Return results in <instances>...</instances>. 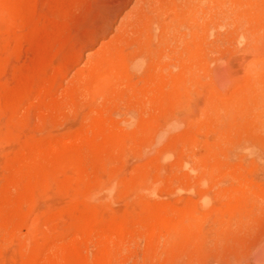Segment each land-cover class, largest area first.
I'll use <instances>...</instances> for the list:
<instances>
[{"label":"rangeland","instance_id":"1","mask_svg":"<svg viewBox=\"0 0 264 264\" xmlns=\"http://www.w3.org/2000/svg\"><path fill=\"white\" fill-rule=\"evenodd\" d=\"M121 1L0 0V264H264V0Z\"/></svg>","mask_w":264,"mask_h":264},{"label":"bare ground","instance_id":"2","mask_svg":"<svg viewBox=\"0 0 264 264\" xmlns=\"http://www.w3.org/2000/svg\"><path fill=\"white\" fill-rule=\"evenodd\" d=\"M120 1V0H119ZM131 1L132 0H122L121 2H119V3H116V6L115 7H112L113 9L110 11V10H108L109 12H107V13H109L110 14V12H111V14L109 15V14H107V16L109 15V17H108V22H107V26L105 27V29L103 28L102 30H101V34H102V36L101 37H103V36H105L109 31H110V29L113 27L112 26V23H113V21L117 18V17H119L120 15H122L123 14V11L130 5V3H131ZM137 2L139 1V0H136ZM143 0H140L139 2H142ZM164 1V0H163ZM138 2V4H139V7L138 6H136L137 7V9L138 10H136V7H132V10L131 11H129V12H127L126 14H125V16H124V18H122V19H125L126 18V21H129V20H131V18L133 17H135L134 19H132L131 20V22H133L134 21V25H139L140 23H141V19H143L142 17L143 16H141V14H144V13H147L148 14V11H145V9L147 8V9H149L148 7H146V5L144 4V3H146L147 4V0H145V1H143L142 3H139ZM195 2V1H194ZM199 2V1H198ZM211 2V1H210ZM160 3V2H159ZM158 3V4H159ZM162 3V2H161ZM118 4V5H117ZM138 4H136L135 3V5H138ZM151 4V3H150ZM149 3H148V5L147 6H149L150 5ZM198 4V3H197ZM207 4V3H206ZM206 4H204V5H206ZM211 5H212V3H210ZM115 5V4H114ZM195 5V4H194ZM203 5V6H204ZM111 6V5H110ZM208 6V5H207ZM146 7V8H145ZM149 7H151V9H152V5L151 6H149ZM104 8V7H103ZM135 10H134V9ZM159 8V7H158ZM167 8V7H166ZM131 9V8H130ZM168 9V8H167ZM102 11V10H101ZM136 11H138V12H136ZM159 12V11H158ZM166 12V11H165ZM102 13V12H101ZM105 13V12H104ZM139 14L140 13V15L138 16V17H136L137 16V14ZM196 12H194V14H195ZM136 14V15H135ZM147 14H146V18H147ZM152 14H156L155 12L154 13H152ZM160 14H162V11H161V13ZM207 14V16L209 15L208 13H206ZM205 14V15H206ZM159 15V14H158ZM170 16H172L171 14H169ZM198 15V14H197ZM145 16V15H144ZM165 16V15H164ZM192 16H194L195 18H194V23L195 24H197L196 25V27H197V29H192V30H190L189 29V35L190 36H195V35H199V34H197L198 33V27H200V26H202V22H204V20L202 19V20H200V18L198 17V16H195V15H192ZM191 16V17H192ZM206 16V17H207ZM160 17V16H159ZM156 18V20H158L157 22H156V24H155V26L157 25V26H160V31H159V33L158 32H155V30H157L158 31V29L155 27V26H152L151 24H152V22L155 20V17L152 15H148V21H147V23L146 24H144V26H142L141 27V29L144 27L145 29H144V31H145V33H144V35L146 34V36H149V38H151V40H155V37L154 36H157L158 35V37L160 36V33H162L161 35H163L164 37H166V39L167 38H169L170 36H171V34H173L175 31H177L176 29H177V26H178V24H180L182 21L181 20H172L171 22H166V23H164L161 19H163L162 17H161V19L160 18ZM175 17V16H174ZM205 17V16H204ZM145 18V17H144ZM145 18V19H146ZM167 18V17H166ZM173 18V17H172ZM208 18H210V17H208ZM207 18V19H208ZM122 19H121V21H122ZM205 19V18H204ZM207 19H205V20H207ZM125 21V20H124ZM146 21V20H145ZM145 21H144V23H145ZM167 21H169V20H167ZM116 23V22H115ZM103 24V23H102ZM129 24V23H128ZM127 23H123V21H122V23L120 24L121 26L117 29V31L116 32H121V31H124V29H126L127 28V26H130V25H128ZM140 26V25H139ZM139 26H137V27H139ZM100 27H102V26H100ZM99 27V28H100ZM134 27V26H133ZM136 27V26H135ZM155 27V28H154ZM193 27V26H192ZM153 28L155 29L154 30V32H153ZM132 29V28H131ZM139 30H140V28H139ZM185 30H187V28L185 29ZM130 31V30H129ZM99 33V32H98ZM156 33H157V35H156ZM143 35V34H142ZM143 35V36H144ZM145 36V37H146ZM174 35H172L171 37H173ZM184 36V35H183ZM188 36V35H187ZM189 36V37H190ZM175 37V36H174ZM161 38H162V36H161ZM177 38V37H176ZM184 38V37H183ZM187 38V37H186ZM185 38V39H186ZM156 39H157V37H156ZM163 39V38H162ZM165 39V38H164ZM170 39V38H169ZM169 39H167V41L169 40ZM173 39V38H172ZM184 39V41L187 43L188 41H186ZM191 39H193V38H191ZM110 40H113V38L112 39H110ZM189 40V39H188ZM192 41V40H191ZM110 42V41H109ZM112 42V41H111ZM171 42V41H170ZM177 42V41H176ZM190 42V41H189ZM108 43V42H107ZM107 43H105V44H107ZM168 43V42H167ZM178 43V42H177ZM185 43V44H186ZM192 43V42H191ZM92 44V43H91ZM90 44V45H91ZM105 44H103L104 46H106ZM175 44V43H174ZM184 44V43H183ZM85 46H87V45H85ZM103 46V47H104ZM159 46V45H158ZM181 46H183V45H181ZM184 46H186V45H184ZM188 47H189V45H188ZM86 48V47H85ZM171 48V47H170ZM186 48H187V46H186ZM179 49H181V48H179ZM182 49H184V48H182ZM181 49V50H182ZM185 51H187V50H185ZM181 52V51H180ZM189 52V51H188ZM188 52H186V53H188ZM190 52H192V51H190ZM182 55V54H181ZM185 55V54H184ZM189 55V54H188ZM191 55V54H190ZM182 57V56H181ZM222 73V72H221ZM223 74V73H222ZM225 74V73H224ZM222 76V75H221ZM222 79V78H221Z\"/></svg>","mask_w":264,"mask_h":264}]
</instances>
